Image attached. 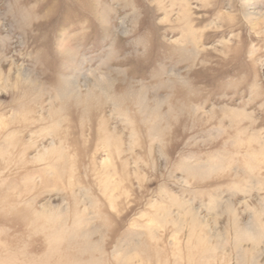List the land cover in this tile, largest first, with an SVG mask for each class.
Returning <instances> with one entry per match:
<instances>
[{
    "label": "rangeland",
    "instance_id": "rangeland-1",
    "mask_svg": "<svg viewBox=\"0 0 264 264\" xmlns=\"http://www.w3.org/2000/svg\"><path fill=\"white\" fill-rule=\"evenodd\" d=\"M0 264H264V0H0Z\"/></svg>",
    "mask_w": 264,
    "mask_h": 264
}]
</instances>
